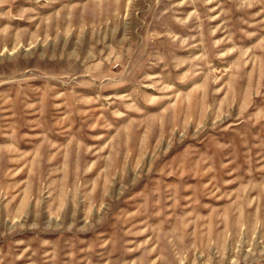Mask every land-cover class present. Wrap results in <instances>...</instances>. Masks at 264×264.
Segmentation results:
<instances>
[{"label":"rangeland","instance_id":"1","mask_svg":"<svg viewBox=\"0 0 264 264\" xmlns=\"http://www.w3.org/2000/svg\"><path fill=\"white\" fill-rule=\"evenodd\" d=\"M0 264H264V0H0Z\"/></svg>","mask_w":264,"mask_h":264}]
</instances>
